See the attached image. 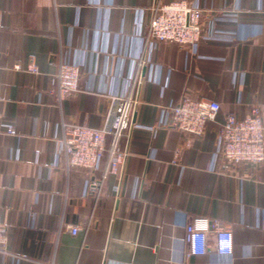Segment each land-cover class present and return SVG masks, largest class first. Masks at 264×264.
<instances>
[{
	"label": "crops",
	"instance_id": "crops-1",
	"mask_svg": "<svg viewBox=\"0 0 264 264\" xmlns=\"http://www.w3.org/2000/svg\"><path fill=\"white\" fill-rule=\"evenodd\" d=\"M188 1L213 34L193 48L145 49L157 0H0V119L20 135L0 139V264H264V163L225 172L218 155L229 115H264V0ZM62 61L83 76L58 107L49 89ZM137 73L120 172L101 181L69 169L52 141L61 123L101 127L104 96L126 92ZM183 98L221 106L190 148L163 125ZM196 216L231 228V255H188Z\"/></svg>",
	"mask_w": 264,
	"mask_h": 264
},
{
	"label": "built area",
	"instance_id": "built-area-1",
	"mask_svg": "<svg viewBox=\"0 0 264 264\" xmlns=\"http://www.w3.org/2000/svg\"><path fill=\"white\" fill-rule=\"evenodd\" d=\"M151 19L142 40L145 49L154 45L168 44L186 48L199 45L206 36L214 32V25L204 24L205 11L200 3L193 5L188 0H162L150 8ZM16 70H23L20 65ZM27 71L35 75L40 72L31 65ZM82 68L72 62L62 61L58 71L51 76L49 95L55 105L74 97L81 91ZM139 75L131 79L126 92L120 95L104 96L108 102L101 127L92 128L76 123H61L62 136L52 137L57 155L63 156L69 169L84 170L94 174L100 172L101 181L109 175H116L128 155L121 142L131 127L134 109L137 105L134 96ZM221 106L217 102L202 99L183 98L178 105L169 108V126L179 132L185 147L205 136L209 122L216 120ZM168 110V109H167ZM3 136L19 137L17 129L0 119V139ZM219 158L222 171H234L242 165L259 166L264 163V115L260 107L250 109L244 119L229 115L218 133ZM176 163V162H175ZM104 168L101 170L102 165ZM101 182L94 183L97 187ZM80 227H72L70 233L77 235ZM187 252L189 256L205 255L212 246L219 255H231L234 250V237L230 227L219 220L208 217H193L186 227ZM9 239L0 232V253L7 251Z\"/></svg>",
	"mask_w": 264,
	"mask_h": 264
}]
</instances>
